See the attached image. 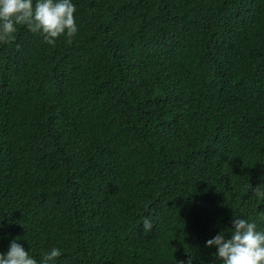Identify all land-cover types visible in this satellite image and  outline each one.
I'll list each match as a JSON object with an SVG mask.
<instances>
[{
  "label": "trees",
  "instance_id": "16d2710c",
  "mask_svg": "<svg viewBox=\"0 0 264 264\" xmlns=\"http://www.w3.org/2000/svg\"><path fill=\"white\" fill-rule=\"evenodd\" d=\"M73 3L71 43H0V252L218 264L233 215L264 227V0Z\"/></svg>",
  "mask_w": 264,
  "mask_h": 264
},
{
  "label": "clouds",
  "instance_id": "9594fccd",
  "mask_svg": "<svg viewBox=\"0 0 264 264\" xmlns=\"http://www.w3.org/2000/svg\"><path fill=\"white\" fill-rule=\"evenodd\" d=\"M74 12L73 0H0V43L13 38L17 25L39 34L48 45H53L61 35L71 43L79 30ZM255 195L264 199V189H255ZM233 216L232 227L207 239L205 247L215 248L218 264H264V227L255 219ZM152 225V220L146 216L142 221L143 229L147 231ZM17 241L11 239L7 250L0 252V264H55L62 255V249L53 246L41 251L37 258L31 254V249L26 251Z\"/></svg>",
  "mask_w": 264,
  "mask_h": 264
}]
</instances>
